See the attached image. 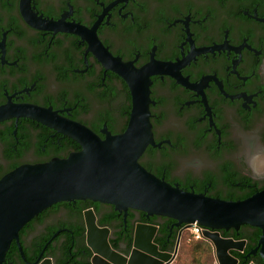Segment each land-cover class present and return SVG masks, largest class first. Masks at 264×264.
<instances>
[{
	"label": "flooded vegetation",
	"instance_id": "flooded-vegetation-1",
	"mask_svg": "<svg viewBox=\"0 0 264 264\" xmlns=\"http://www.w3.org/2000/svg\"><path fill=\"white\" fill-rule=\"evenodd\" d=\"M100 48L129 66L135 81L145 86L147 78L155 145L139 163L148 172L227 201L264 187L257 163L264 155V0H0V111H9L0 119V180L82 150L35 109L101 139L127 130L133 92L100 59ZM87 203L56 204L35 217L20 232L26 260L14 241L4 264H34L42 252L56 264L50 254L61 255L65 233L77 260L90 262L80 212ZM101 205L98 224L112 209ZM121 215L126 253L135 224L146 218L132 209L126 222ZM117 237L112 230L110 243Z\"/></svg>",
	"mask_w": 264,
	"mask_h": 264
},
{
	"label": "water",
	"instance_id": "water-1",
	"mask_svg": "<svg viewBox=\"0 0 264 264\" xmlns=\"http://www.w3.org/2000/svg\"><path fill=\"white\" fill-rule=\"evenodd\" d=\"M100 51V59L132 89L133 111L128 128L123 134H108L101 139L79 123L47 117L39 109L32 111L39 121L77 141L82 150L64 159L20 166L0 180V264H4L14 241L26 260L20 232L35 217L58 203L86 200L113 206L124 214L125 222L130 209L142 212L148 219L135 224L131 247L123 253L112 247V230L99 226L95 211H84L91 264H172L182 231L194 223L204 228V237L213 244L219 264H241L231 252L245 253L247 247L246 240L224 238L221 231H239L242 226L260 229L257 247L243 260L246 263L252 255L259 254L264 261V189L244 200L227 201L183 190L148 172L139 163L146 149L155 145L147 78L143 86L133 79L129 66L105 49ZM133 75L142 77V72ZM8 114L7 109L1 110L0 119ZM154 216L173 219V227L182 229L172 252L163 251L155 242L159 226L149 222ZM34 264L54 262L42 252Z\"/></svg>",
	"mask_w": 264,
	"mask_h": 264
},
{
	"label": "trees",
	"instance_id": "trees-1",
	"mask_svg": "<svg viewBox=\"0 0 264 264\" xmlns=\"http://www.w3.org/2000/svg\"><path fill=\"white\" fill-rule=\"evenodd\" d=\"M263 189L264 187L261 190ZM78 202L81 203V201H78ZM71 203L72 202H63V203H58V204L69 206L71 205ZM100 206H102L101 203H96V202L88 200V203L86 205H84L83 207H80V212H83L88 208H93L96 214L98 215ZM111 208H112L111 211L104 218L99 220V225L102 227H109L112 230L116 231V235L118 237L116 238V240H112L111 244L114 249L121 251V248L119 247V240H120L119 228L124 227V226L123 227L121 226L124 224L123 215L117 212L113 206ZM119 214L121 215V217H119ZM143 221L148 222L146 219H143ZM149 222L159 226V232H158L155 242L160 246V248L163 251H173L175 249L179 234L181 233L182 229L172 227L175 221L173 219L166 218V217L154 216L150 218ZM54 234H55V230H52L48 234V236H46L39 242V250L43 248L49 240L52 239ZM190 234L191 233L189 230L184 229L182 231L180 246H179V251H178L179 254L177 255V259L180 256L182 249L184 248V244L187 241V238H190V241L187 243L190 248V252L192 256V260L190 264H204V261H203L204 257L206 255L212 256L214 252V246L210 241L206 239L196 240L194 239L192 234L191 235ZM261 234L262 232L260 229L250 227V226H242L239 231H235L233 229L229 231H221V235L224 238H234L235 240H246L247 241L248 246L246 248L245 253H239L236 251L231 252L233 256L241 260V264H249L251 262H254L255 264H264V261L259 256L250 257V259L246 263L243 260L244 257L248 253H250L257 247ZM83 235H84V232H83ZM63 236L67 238V244L64 245L61 255L58 256L56 254H53V255L50 254L54 258L55 263L56 264H67L69 261H71V258H75V261L71 264H90L88 259H86L85 261L77 260V254L76 253L72 254L71 252V250L74 249V247L72 246V241H73L72 238L69 237L67 233L63 234L60 237H63ZM83 239H84V236H83ZM12 247H13V251L18 255L19 250L15 242L13 243ZM11 256L12 255H10V251H8L7 260Z\"/></svg>",
	"mask_w": 264,
	"mask_h": 264
},
{
	"label": "rangeland",
	"instance_id": "rangeland-1",
	"mask_svg": "<svg viewBox=\"0 0 264 264\" xmlns=\"http://www.w3.org/2000/svg\"><path fill=\"white\" fill-rule=\"evenodd\" d=\"M257 163H258L259 167L262 164L264 165V155L260 156ZM189 241H190V238H187V241L184 244V248L182 249L180 256L178 257V259L176 258V260L172 264H190V262L192 260V256H191L190 248L187 244ZM178 254H179V252H178ZM203 261H204V264H219L217 257H216V254H215V249H214L212 256L206 255L204 257Z\"/></svg>",
	"mask_w": 264,
	"mask_h": 264
},
{
	"label": "built area",
	"instance_id": "built-area-1",
	"mask_svg": "<svg viewBox=\"0 0 264 264\" xmlns=\"http://www.w3.org/2000/svg\"><path fill=\"white\" fill-rule=\"evenodd\" d=\"M190 231L194 239L196 240H203L205 239L203 231L204 228L200 226L198 223L192 224L190 227L187 228Z\"/></svg>",
	"mask_w": 264,
	"mask_h": 264
}]
</instances>
